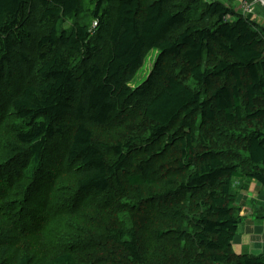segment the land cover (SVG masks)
<instances>
[{
  "label": "trees",
  "instance_id": "16d2710c",
  "mask_svg": "<svg viewBox=\"0 0 264 264\" xmlns=\"http://www.w3.org/2000/svg\"><path fill=\"white\" fill-rule=\"evenodd\" d=\"M148 51L156 52L150 74L133 88L129 78ZM168 60L178 65L174 72L163 68ZM262 105L264 26L218 0H0V118H12L0 179L22 197L14 202L21 216L33 205L49 220L92 201L108 209L116 203L110 194L128 186L130 200L111 212L135 221L126 213L138 216L148 205L173 219L189 217L191 229L157 228V240L167 237L156 246L163 258L152 264H264V252L232 250L241 223L233 185L246 176L264 192V125H242L263 124ZM126 109L144 129L112 144L96 140L94 128L113 124ZM217 122L221 140L242 139V150L208 143L206 130ZM166 147L177 150L162 170L159 159L172 155ZM44 151L62 154L58 162L73 178L71 193L49 205L50 175L59 171L45 163ZM154 184L158 193L145 192ZM181 200L196 214H169ZM136 229L111 222L103 235L78 238L43 263L146 264ZM10 230L15 236L18 222ZM173 234L187 242L186 253L173 254ZM10 264L33 263L22 254Z\"/></svg>",
  "mask_w": 264,
  "mask_h": 264
},
{
  "label": "rangeland",
  "instance_id": "374dc122",
  "mask_svg": "<svg viewBox=\"0 0 264 264\" xmlns=\"http://www.w3.org/2000/svg\"><path fill=\"white\" fill-rule=\"evenodd\" d=\"M229 1L230 6L236 10H238L242 4L241 0ZM262 1L263 0H245V2L250 4L249 17L251 19L255 17L254 19H256V22H254L257 24L260 23L258 24L259 26L264 24V4ZM222 2L227 4L228 0H222ZM100 50H103V48ZM155 57L156 52L154 51H148L146 53L142 67H140L138 71L129 78V86L133 88L137 87L146 79V77L149 76ZM172 63L173 61L171 60L166 61L163 68L170 72H174L178 65L174 64V66H172ZM262 106L264 107V105ZM132 111L133 109H126V111L122 112V116L119 120L105 128H94L93 132L95 139L100 142L112 144L143 130V122L135 112ZM11 123L12 118L8 114L0 118V147L3 142L12 138ZM219 124L221 125V123L217 122L215 127L206 130L207 141H209L208 143L214 145H217L216 143H218L219 145L217 146L242 150V139L233 142L231 140H227L228 142L221 140L222 137L225 136L222 135V130ZM254 124L256 126L264 125V123L262 124L260 122L244 123L242 125L245 128H248L255 127ZM240 128H242V126ZM57 146L60 153L63 152V142L58 143ZM165 149L169 153H172V155L169 158L161 157L159 159L158 167L162 170H165L166 167H170L169 161L173 154H176L177 150L173 147H166ZM43 153L45 163L50 166V168L53 167V170L56 168L59 171L55 177L53 176L54 173L50 175V179H56L54 185L48 189L49 198L46 201L48 204V201H54L58 196H61V194L66 195L67 193H71L73 190V184L71 183L73 178L69 172H65L64 165L61 163L59 164L58 162V159L62 154L58 156V153H55L54 151H44ZM134 159V162L141 160V158H138L136 155L134 156ZM246 161L247 159L244 154L239 162L242 170H244L247 165ZM10 164L14 165L15 163L9 162L6 166ZM135 171V166H133V172ZM16 176L17 174L9 177L12 183L15 182ZM125 179L126 176L122 178L124 183ZM0 184V189L5 192L6 198L11 199L10 203H8L0 197V264L14 263L22 254L29 255L32 258L33 264H44L43 262L49 257L66 251L63 248L78 243L79 240H76L78 238H82L83 240L87 239L89 241L92 237L103 235L106 227H109L111 222H115L116 224L123 223L128 228L137 226L136 231L141 243L140 248L144 262L146 264H152L163 258L157 256L159 251L156 246L160 240L167 237V235H165L162 236L160 240H157V228L166 230L168 226H173V228L180 226L181 230L191 229L189 220H185L189 217L183 215L182 218L180 216L173 219L170 216L157 213L156 209L153 207L150 208L148 205L144 206L143 210L138 211V216L134 215L132 212L126 213L131 215L135 221L122 217L125 214L124 211L118 213L111 212L118 203L126 204L128 203V200H130L129 198L133 193L128 186L116 195L113 193L110 194V199H115L116 203L113 205H110L109 203L110 207L108 209L101 207V200L96 202L92 201L84 208H74L71 215L58 217L55 220H49V216H40V208H38L40 206L34 205L29 208L31 210L30 212H27V214L25 212V214H22L21 216V210L17 212L14 202L15 200L23 201V199H21L22 197L17 198L12 191H8L7 178L0 179ZM233 188L238 197V206L235 207L239 210L236 209V212L241 217V223L238 226L232 250L238 255L244 253L257 255L262 253L264 252V192L256 185V183L249 181L246 176L240 181L235 182ZM160 190L161 186L159 184H154L150 188L145 189V192L153 194L158 193ZM106 199L104 198L102 201L106 202ZM189 203V200L188 202L186 200H181L178 205L172 206L171 204L170 207H168V213L172 214L174 211H181L193 216L196 212L193 209L189 210ZM14 216L18 217L16 221L12 219ZM248 220L251 222L247 223L246 221ZM14 222H18V231L15 232V236L13 231L10 230ZM37 226L39 227L38 229ZM173 236L174 234L168 243L171 245L177 244V246H179L176 247L173 254L177 255L179 252L186 253L188 251L186 248L187 242L182 241L181 243H178L177 240H175V236ZM96 248L100 247H90L89 249L94 250ZM100 249L96 250L93 254L100 253ZM85 261L87 262L88 260L86 259Z\"/></svg>",
  "mask_w": 264,
  "mask_h": 264
},
{
  "label": "built area",
  "instance_id": "2783aa9c",
  "mask_svg": "<svg viewBox=\"0 0 264 264\" xmlns=\"http://www.w3.org/2000/svg\"><path fill=\"white\" fill-rule=\"evenodd\" d=\"M241 6L237 11V13H239L240 15L246 16L248 19H250L249 17V10H250V4H248L247 2H245V0H241Z\"/></svg>",
  "mask_w": 264,
  "mask_h": 264
},
{
  "label": "crops",
  "instance_id": "0c3cea01",
  "mask_svg": "<svg viewBox=\"0 0 264 264\" xmlns=\"http://www.w3.org/2000/svg\"><path fill=\"white\" fill-rule=\"evenodd\" d=\"M219 1V0H218ZM220 2L221 3H223L222 2V0H220ZM224 4V3H223ZM226 5H230V1L228 0V3L226 4ZM257 15V14H256ZM255 17H253V19H254ZM253 19H251V20H253ZM253 21H255L256 22V19H254ZM258 24H260V23H258ZM264 24H262V26H263ZM247 223H250L251 221L250 220H248V221H246Z\"/></svg>",
  "mask_w": 264,
  "mask_h": 264
},
{
  "label": "water",
  "instance_id": "95a60500",
  "mask_svg": "<svg viewBox=\"0 0 264 264\" xmlns=\"http://www.w3.org/2000/svg\"><path fill=\"white\" fill-rule=\"evenodd\" d=\"M262 2H263V4H264V0H263Z\"/></svg>",
  "mask_w": 264,
  "mask_h": 264
},
{
  "label": "clouds",
  "instance_id": "9594fccd",
  "mask_svg": "<svg viewBox=\"0 0 264 264\" xmlns=\"http://www.w3.org/2000/svg\"><path fill=\"white\" fill-rule=\"evenodd\" d=\"M251 19V18H250Z\"/></svg>",
  "mask_w": 264,
  "mask_h": 264
}]
</instances>
